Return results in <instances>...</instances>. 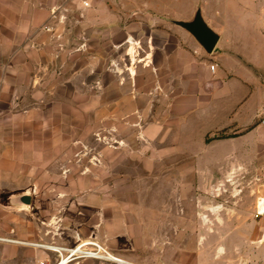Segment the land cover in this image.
Segmentation results:
<instances>
[{
	"label": "rangeland",
	"instance_id": "rangeland-1",
	"mask_svg": "<svg viewBox=\"0 0 264 264\" xmlns=\"http://www.w3.org/2000/svg\"><path fill=\"white\" fill-rule=\"evenodd\" d=\"M86 1L61 0L29 36L27 66L10 72L11 104L0 105V238L22 243L0 241V264H56L58 253L34 245L89 243L129 264H264V113L249 137L211 130L212 109L244 95L229 82L181 132L185 109L208 103L181 72L205 53L174 24L200 5L232 14L231 1L255 19L264 0ZM26 194L29 206L19 201Z\"/></svg>",
	"mask_w": 264,
	"mask_h": 264
},
{
	"label": "crops",
	"instance_id": "crops-1",
	"mask_svg": "<svg viewBox=\"0 0 264 264\" xmlns=\"http://www.w3.org/2000/svg\"><path fill=\"white\" fill-rule=\"evenodd\" d=\"M60 5L61 0H0V105L6 100L5 93L10 89L13 78L10 73L12 68L27 66V52L33 45L29 36L37 35L40 27L52 17L55 9ZM229 5L235 12L222 17L219 12L204 13L202 5L198 7L201 8L204 21L220 35V40L210 55L194 40L204 51L205 56L198 54L201 60L197 66L186 67L181 74L189 76L183 79L185 83H195L197 87L202 84V94L208 103L201 109L197 107L193 108V111L185 109L186 112L191 113L181 125V132L188 128L200 110L210 107L212 109L214 99L220 97L229 82H237L241 85L244 95L236 99L231 106H223L220 111L212 109L211 121H215L213 122L215 127L211 130L247 131L244 137H249L262 127L255 121L264 113L260 110L264 108V90L258 85L264 81V5L261 16L255 19L251 16L242 17L234 2H229ZM224 21L228 22L227 27L223 24ZM238 36L243 40L240 45L235 43L239 39ZM206 58L216 62L214 72L211 71L212 65H208ZM254 91L256 94L253 96ZM6 101L11 104L9 99ZM10 109L8 107V110ZM6 113L0 108V115ZM149 130L147 132H150ZM143 134L145 135L146 132L143 131ZM217 142L230 144L232 139ZM160 157H166V152L160 154ZM155 225L157 224H153ZM153 249L156 250V247Z\"/></svg>",
	"mask_w": 264,
	"mask_h": 264
},
{
	"label": "water",
	"instance_id": "water-1",
	"mask_svg": "<svg viewBox=\"0 0 264 264\" xmlns=\"http://www.w3.org/2000/svg\"><path fill=\"white\" fill-rule=\"evenodd\" d=\"M174 24L189 33L197 44L209 55L212 54L220 40V35L213 31L204 21L201 8L196 10L192 20L174 21ZM19 201L23 205L29 206L31 204V196L28 194L23 195Z\"/></svg>",
	"mask_w": 264,
	"mask_h": 264
},
{
	"label": "built area",
	"instance_id": "built-area-1",
	"mask_svg": "<svg viewBox=\"0 0 264 264\" xmlns=\"http://www.w3.org/2000/svg\"><path fill=\"white\" fill-rule=\"evenodd\" d=\"M83 6L85 8L89 7V2L86 0H83ZM215 68H216L215 65H212L210 67L212 72L215 71ZM0 241H4V239L0 238ZM87 246H91V247L87 248ZM63 250H64L63 253H67L66 258H68V260L73 259L75 257H83V258H90V259L105 260V261L114 262L117 264H129L119 258H116V257L111 258L110 254L105 249H103L101 246L95 243L82 244L79 247L74 248V249H63Z\"/></svg>",
	"mask_w": 264,
	"mask_h": 264
},
{
	"label": "bare ground",
	"instance_id": "bare-ground-1",
	"mask_svg": "<svg viewBox=\"0 0 264 264\" xmlns=\"http://www.w3.org/2000/svg\"><path fill=\"white\" fill-rule=\"evenodd\" d=\"M258 209H259V213L260 214H263L264 213V200H260L259 203H258ZM4 241H7V242H12V243H22V242H18V241H12V240H4ZM34 245V244H32ZM36 247H41V248H45L49 251H52V252H55V253H58L60 256H62L61 260H59L56 264H68L69 261H66V257L63 256V252L64 250L63 249H60V248H51V247H47V246H41V245H34ZM110 254V253H109ZM110 257L111 258H114L113 255L110 254Z\"/></svg>",
	"mask_w": 264,
	"mask_h": 264
}]
</instances>
